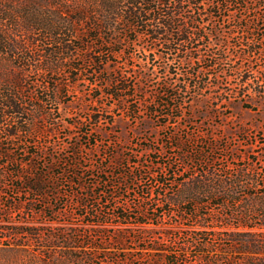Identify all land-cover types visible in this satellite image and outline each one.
<instances>
[{
	"label": "rangeland",
	"instance_id": "374dc122",
	"mask_svg": "<svg viewBox=\"0 0 264 264\" xmlns=\"http://www.w3.org/2000/svg\"><path fill=\"white\" fill-rule=\"evenodd\" d=\"M229 1L233 4L229 12L207 18V32L216 28L219 36L199 46L196 54L201 62L172 60L175 80L163 75V60L151 66L157 75L145 87L153 94L185 73L199 71L201 80H207L203 95L187 98L192 102L182 120L165 125L167 120L151 110L136 122L137 103L145 100L150 104L153 97L146 99L141 93L132 97L128 104L134 103V107L129 111L125 103L102 92L100 86L106 87V79H112L115 70L128 71L135 81L140 77V58L148 52L141 53L139 48H127L135 52L134 59L101 56V60H111L101 76L95 73V66L92 68L88 52L73 62L83 70L72 78L69 69L59 75L29 74L28 96L38 98L33 107H40L43 113L52 111L57 125L46 119L39 123L41 133L17 140L8 139L0 129L4 145L0 148V221L3 217L9 225L28 223L45 234L39 240L0 241V264H170L166 260L169 255L188 264H264L262 209H252L248 200L249 193L257 192L256 185L264 190V40L252 44L258 52L250 61L233 55L244 52L241 49L249 44L248 38L264 35V6L246 0L248 7L240 8L243 0ZM251 23L259 30L244 38L239 27ZM234 27L235 35H229ZM217 39L237 47L224 54L223 62L212 58L223 53ZM96 53L95 48L92 55L98 56ZM208 59L218 66L207 71ZM192 81L198 83L200 78ZM54 85L61 88L57 86L54 92ZM218 91L222 102L217 99ZM178 140L186 145L184 150L176 148ZM31 143L48 148L38 149ZM77 158L83 165L78 172L85 174L77 183L98 185L90 200L86 199L89 190L70 183L74 174L66 163ZM12 159L40 164L43 173L58 182L55 192L60 201L56 207L15 188L12 178L17 169L23 175L35 170L32 164L17 166ZM133 172L136 178L127 183L126 175ZM206 174L223 179L248 176L255 187L236 189V202H229L227 196L218 198L219 194L197 196L192 181L204 179ZM102 178L107 183H101ZM205 190L210 191L208 186ZM234 233L254 236L261 251L245 253L244 247L232 241Z\"/></svg>",
	"mask_w": 264,
	"mask_h": 264
},
{
	"label": "trees",
	"instance_id": "16d2710c",
	"mask_svg": "<svg viewBox=\"0 0 264 264\" xmlns=\"http://www.w3.org/2000/svg\"><path fill=\"white\" fill-rule=\"evenodd\" d=\"M236 2L239 3V0ZM255 2L259 8L264 6V0H255ZM239 5L240 8L241 6L248 7L246 0H243ZM232 6L233 4L229 0H0V129L6 132L8 139L17 140L24 135L33 136L41 133L42 129L39 127V123L45 122L46 119H52V124L56 127L57 123L52 111L43 113L40 107H33V100L38 101V98L34 99L28 96L31 92L27 89V84H30L28 83L30 73L59 75L69 69L71 70L70 78H72V75H78L79 71L83 70L73 65V62L82 60V52H88L92 68L96 67L95 73L99 76L105 75V67L111 63V60L104 61L100 57L109 54L113 58L124 56L134 59L135 52L127 50L131 47L139 48L141 53L148 52L147 55L140 58V77L135 81L130 79L128 71L115 70L114 77L106 79L107 83L104 85L106 87L100 86L102 92L115 101L125 103L129 111L134 107V103L128 104L132 97L139 96L140 93L146 99L153 97L154 101L150 104L145 100L137 103L138 113L134 116L136 122L142 119L143 112L148 113L151 110L160 113V116L167 120L165 125L171 123L172 120H182L188 111V103L192 102L187 100L203 95L207 89L205 87L208 83L207 80L202 79V85L199 71L185 73L183 77H178V81H174L176 83L166 82V86L163 85L153 94L145 87L146 82H153V78L157 75L151 66H154L156 60H163L166 63L165 67H161L164 70L163 75L167 79L175 80L177 73L173 71L172 60L175 61L177 58L182 64L189 60L195 63L201 62L200 57L196 54V52H200L199 46L205 41L211 40L212 37L219 36V30L216 28L207 32V24L210 23L207 18L209 16L218 18V14L229 12ZM193 14L196 15L193 16ZM235 29L237 27L229 29V35L234 36ZM239 29L243 30L245 38L246 33L257 32L259 26L251 23L239 27ZM145 40L147 44L141 45ZM256 40H258L257 42L263 41L264 35L261 39L248 38L249 44H243L245 48L241 49L244 52H237L233 55L238 60L250 61L258 52L255 50L256 46H252V44H257ZM39 44H42L41 49L37 48ZM216 45L223 53H215L212 58H217L220 62L225 61L224 54H228L227 51H230V48H237L226 43V39H217ZM95 48L98 50L96 54H99L96 57L92 55ZM257 49L263 51L262 48ZM212 60L208 59L210 65L207 66L209 68L207 71L218 66V63H214ZM143 61L146 63L143 64ZM125 64L129 65V59ZM135 67L132 65V68ZM192 78H200V81L195 83ZM57 86L59 87V85L52 87L54 92L57 91ZM216 88H218L217 84ZM217 94L219 95L218 101L222 102L220 92L218 91ZM159 108L164 110L159 112ZM23 143L26 144L25 141ZM3 146L0 143L1 149L4 148ZM31 146L42 150L48 148L36 144ZM185 147L186 145L178 140L176 148L184 150ZM75 153L79 154V151L76 150ZM7 156L9 157V155ZM12 162L20 167L32 164L31 167L33 171L35 170L23 175L20 169H17L18 174L14 173V179L12 178L15 188L24 194L29 193L41 197L46 201L47 206H52L51 208L59 204L60 195L55 192L58 182L43 173L40 164L16 159H12ZM66 164L71 168L70 170L74 171H72L74 179L70 183L76 185L77 181L83 179V175H85L78 172L83 165L78 158L74 159L72 163ZM44 167L46 166L44 165ZM130 178H136L134 172L126 175L127 183ZM18 181L22 184L16 183ZM102 182L107 183L103 178ZM193 183L192 189L197 193V196L219 194L218 198L221 197L220 195L227 196L229 202H236L238 194V192H234L236 189L249 191L250 189L254 190L250 187H255L251 184L248 176L223 179L206 174L204 179L198 177L192 181ZM161 184L163 183L161 182ZM77 186L89 190V194L86 196L87 200L94 197L95 189L98 188V185L85 187L82 183H77ZM206 186L210 191L205 190ZM261 186L264 187V184ZM255 188L257 192L249 193L250 199L248 200L253 203L252 209L256 206L262 209L261 217L264 220V190L257 189L258 185ZM52 200L56 202L54 203ZM195 201L199 205L202 202L200 199H195ZM81 205L85 206V203ZM0 223L3 224L0 229V241L2 242H6L3 241L4 239L8 242L9 240L11 242L12 239L21 242L24 237L28 240H39L45 234L41 228L30 227L28 223L9 225L3 217ZM231 238L233 242H236L235 244L244 247L245 253L261 251V248L257 249L260 241L254 236L249 238L241 233H234ZM53 239L58 240L56 237ZM251 246L254 248L252 252L249 251ZM56 248L55 250H57ZM253 250L255 251L253 252ZM171 256L166 258L170 264H188L186 261L180 260L179 257Z\"/></svg>",
	"mask_w": 264,
	"mask_h": 264
}]
</instances>
